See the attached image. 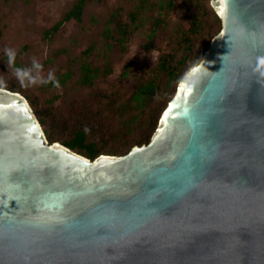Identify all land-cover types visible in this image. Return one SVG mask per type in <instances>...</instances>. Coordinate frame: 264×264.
I'll use <instances>...</instances> for the list:
<instances>
[{"label":"water","instance_id":"95a60500","mask_svg":"<svg viewBox=\"0 0 264 264\" xmlns=\"http://www.w3.org/2000/svg\"><path fill=\"white\" fill-rule=\"evenodd\" d=\"M211 3L221 29L150 141L125 154L89 158L49 142L27 98L0 86V264H264V0ZM194 152L217 154L196 170L201 207L185 196L172 213L145 216L141 201L160 177L178 179ZM114 200L126 202L122 217L107 233L94 230L91 217ZM186 213L218 227L187 233ZM6 234L27 258L5 254ZM230 243L238 258L208 251ZM69 246L71 257L58 251Z\"/></svg>","mask_w":264,"mask_h":264},{"label":"rangeland","instance_id":"374dc122","mask_svg":"<svg viewBox=\"0 0 264 264\" xmlns=\"http://www.w3.org/2000/svg\"><path fill=\"white\" fill-rule=\"evenodd\" d=\"M168 1L88 0L81 20L65 21L78 0H0V85L30 96L33 111L61 135H68L67 127L90 123L88 138L100 152L120 153L123 120L138 115L145 121L134 122L138 127L130 137L146 134V125L175 93L180 74L202 59L220 30L211 0H172V6ZM6 47L17 52L11 65ZM34 57L44 77L54 70L64 81L24 86L15 68L31 67ZM83 63L99 69L92 84L80 81ZM151 80L160 91L137 106L133 93Z\"/></svg>","mask_w":264,"mask_h":264},{"label":"snow or ice","instance_id":"6c2138e0","mask_svg":"<svg viewBox=\"0 0 264 264\" xmlns=\"http://www.w3.org/2000/svg\"><path fill=\"white\" fill-rule=\"evenodd\" d=\"M221 14H223V9H221ZM183 87L184 84L182 83L180 88L183 89ZM165 119H167V112H165ZM216 155V153L205 155L202 152H194L184 156L182 175L178 179L163 176L160 177V183L158 187L152 189L151 194L146 196L144 200L141 201L140 207L144 215L155 219L158 218L163 212L172 213L176 208L177 203L185 196L189 197L193 202L191 205H189L190 208H200V201L202 200L205 193L201 188V182L199 179L200 173H198L196 170L198 167L202 168L207 163L214 161L216 159ZM233 164L236 167H240L241 160L235 159L233 160ZM170 179L171 182H169ZM120 191L122 193L127 191V189H121ZM157 191L160 192L159 195H157ZM73 195L74 193L72 192H66L62 194L65 200L70 199ZM125 203V201L119 200L111 201L108 207L104 209L103 214L92 216L91 225L93 226L94 230L105 233L109 232L112 224L117 219L122 217L123 213L120 211V209L125 206ZM52 219L57 218L53 217ZM59 219L62 220L63 218L61 217ZM215 227H218V224L213 223V221L208 216H201L196 213H186L185 219L182 222V228L187 233L207 232L209 229ZM110 250L117 251L116 247H113ZM58 251L69 257L75 254L73 252L72 246L60 249ZM208 251L212 255L225 257L231 256L237 258L239 256L237 245L235 243H230L223 248H214L211 244H209ZM4 252L8 257L13 259L27 258L23 256V254L16 248L13 238L7 234L4 236Z\"/></svg>","mask_w":264,"mask_h":264},{"label":"trees","instance_id":"16d2710c","mask_svg":"<svg viewBox=\"0 0 264 264\" xmlns=\"http://www.w3.org/2000/svg\"><path fill=\"white\" fill-rule=\"evenodd\" d=\"M86 1H88V0H78V2L73 7V9L69 10L65 14L63 20L66 21V20H70L71 18L81 20L82 11L84 9ZM168 3L170 6L173 5L172 0H169ZM211 11H212V14H213L215 21L219 24L220 29H221V27H222L221 19L218 16L215 8L212 5H211ZM57 25H60V23H58ZM56 27L57 26H55V28ZM121 30H122V27H121ZM109 31H110V26H107L106 32H109ZM162 66L164 67V64ZM191 66H193V65H191ZM187 71H188V69L185 72L180 74V76L178 77V80H177V85H178L179 81L181 80V78L183 77V75ZM98 72H99L98 68L92 67L89 63H83L82 64L81 80H80L81 83L82 84H92L93 80L97 77ZM173 72H174V70L170 71V73H173ZM69 75L70 74H66L65 77L69 76ZM59 81L61 83L64 80L62 78H59ZM48 85H56V84L52 81H49ZM1 87H3V86H1ZM5 88L20 92L19 90H17L16 87H5ZM176 89H177V86L175 88V91H176ZM159 91H160V86L156 87L155 81L151 80L147 84H144L141 87H139L133 93L132 100H134L136 102L137 106L143 107L146 104V102L149 99L152 100L154 94L159 92ZM173 95H172V97H173ZM26 98H28V100H30V96L26 95ZM169 100L167 101L165 106L163 108H161V110L157 113V115H155L153 117V119L149 121L150 123H148L146 125V129L148 131L144 135L143 134L142 135L137 134V136H135V137H130V136H132L131 133L133 131H135L136 128L138 127V124H135L134 122L139 121V124L141 125V123L145 120L140 119L138 115L137 116L133 115L131 118H128L127 120H123L122 125H121L120 130H119V135H121V137H124V144H123L124 148L120 149V151H119L120 153H118L116 151L117 150L116 148L111 149V151L115 150L116 151L115 153L100 152L101 148H100V146H98L97 141L89 140V138H88L92 132V129H94L93 125H91L92 127H90V125H89L90 123L87 124V126H86V125H83L82 122H80L79 124H76L74 126H70L69 128L67 127L68 135H67V133H65L66 136L65 135L63 136L60 134L61 132H59V130L56 128V126L54 124L49 123L48 124L49 126L46 125L47 122H46L45 117L42 116V114L40 113L39 110H37V108H35V112L37 114H39L38 118L41 122V125L43 126V129L46 133V136H47L49 142L59 141V142L65 144L66 146L70 147L74 151H76L80 154H83L84 156H87L89 158H95L99 154H125L134 145H141L143 143H148L150 141L154 131L156 130V128L158 126L161 114H162L163 110L165 109L166 105L168 104ZM30 103H31V106L34 108L35 103L33 102V100H31ZM103 144L105 145V143H103Z\"/></svg>","mask_w":264,"mask_h":264},{"label":"clouds","instance_id":"9594fccd","mask_svg":"<svg viewBox=\"0 0 264 264\" xmlns=\"http://www.w3.org/2000/svg\"><path fill=\"white\" fill-rule=\"evenodd\" d=\"M5 51L7 53L8 63L11 65L15 61L17 52L12 47H6ZM42 68L43 64L41 63V61L34 57L31 67H16L15 74L24 86H28L29 83H46L48 81H52L57 86H59L60 81L56 78L54 70H50L47 77H44L40 71ZM34 69L35 71H33Z\"/></svg>","mask_w":264,"mask_h":264}]
</instances>
